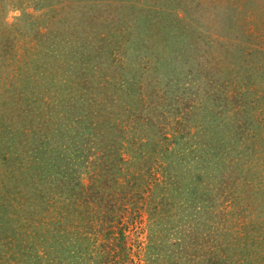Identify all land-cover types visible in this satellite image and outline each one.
Here are the masks:
<instances>
[{
    "label": "rangeland",
    "instance_id": "rangeland-1",
    "mask_svg": "<svg viewBox=\"0 0 264 264\" xmlns=\"http://www.w3.org/2000/svg\"><path fill=\"white\" fill-rule=\"evenodd\" d=\"M186 257L264 264V0H0V264Z\"/></svg>",
    "mask_w": 264,
    "mask_h": 264
},
{
    "label": "trees",
    "instance_id": "trees-1",
    "mask_svg": "<svg viewBox=\"0 0 264 264\" xmlns=\"http://www.w3.org/2000/svg\"><path fill=\"white\" fill-rule=\"evenodd\" d=\"M75 185H77V183L75 184ZM103 190L104 189H102L101 190V188L98 186L97 187V189L96 188H92V191H86L85 190V192L83 191V192H79V193H77L78 195V197L79 198H81V197H84L85 198V200H88V202L89 201H92V200H94L95 202H96V205H94L96 208H94V211H95V209H98V210H102L104 213H102V215H101V220L103 221V219H104V221H106L108 218H111V217H109L113 212H114V203H112V202H114L113 200H112V202L109 204V205H106V204H101L102 203V201H104L105 199H106V196H103ZM72 194V193H71ZM76 194V193H75ZM110 196H111V194H109ZM111 197H116V196H114V195H112ZM109 198V197H108ZM112 199V198H111ZM109 200V199H108ZM87 203V202H86ZM113 204V205H112ZM88 205V204H87ZM89 206V205H88ZM90 208V207H89ZM91 209V208H90ZM89 210V209H88ZM88 210H87V212H88ZM117 210V209H116ZM105 212H107V213H105ZM111 220L109 219V222H110ZM53 237L55 236V235H52ZM55 239V238H54ZM22 241H24V239L22 240ZM27 245V244H26ZM24 255V256H23ZM25 255L26 254H24V253H22V256L24 257V259H26L25 258ZM188 256H191V255H188ZM193 258H194V256H192ZM182 258V257H181ZM176 259V258H175ZM186 260V261H185ZM187 260H191V257H186V258H184V263L186 262V264H187ZM15 261H16V263L17 264H23V262H22V260H21V258H15ZM209 263V259L204 263V264H208ZM31 264H33V263H31ZM119 264H124L123 263V261H121V262H119ZM209 264H218V263H209Z\"/></svg>",
    "mask_w": 264,
    "mask_h": 264
}]
</instances>
